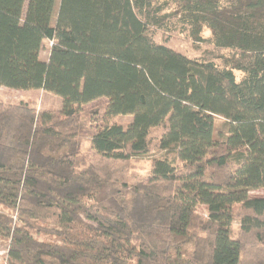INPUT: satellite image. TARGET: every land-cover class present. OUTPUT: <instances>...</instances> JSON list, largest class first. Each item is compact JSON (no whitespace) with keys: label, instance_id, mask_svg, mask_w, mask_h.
Masks as SVG:
<instances>
[{"label":"trees","instance_id":"trees-1","mask_svg":"<svg viewBox=\"0 0 264 264\" xmlns=\"http://www.w3.org/2000/svg\"><path fill=\"white\" fill-rule=\"evenodd\" d=\"M56 1L0 0V86L61 98H0L4 264H264V0Z\"/></svg>","mask_w":264,"mask_h":264},{"label":"rangeland","instance_id":"rangeland-1","mask_svg":"<svg viewBox=\"0 0 264 264\" xmlns=\"http://www.w3.org/2000/svg\"><path fill=\"white\" fill-rule=\"evenodd\" d=\"M57 8H58V0L56 1V4L54 6L53 12H52V17H51V23L53 24L55 21V17L57 14ZM203 35L206 37L209 35V31L207 29H204ZM43 46L40 51V59L45 60L47 59L48 56V49L50 46V42L48 40L43 41ZM171 46L185 52L189 56H200L203 51L208 49V45L206 43H203L199 45V47H196L195 44L188 39L187 37L180 35V34H173L171 36V40L169 41ZM0 98L5 99V100H19V99H27L35 103L36 107L40 110H58L61 106V98L51 92H47L42 89H28V90H17L13 88H8L4 86H0ZM105 100L104 99H98L90 104L85 105L84 111H89L91 108L100 105L103 103ZM131 116L126 115V116H118L117 120L121 122H128L131 121ZM222 119L220 117H216L214 121V130L215 134L218 132L220 129H222ZM92 126H83L81 127V133H82V151H84L86 145H87V136L92 131ZM161 154V151L154 150L151 151L150 153L144 155V156H139L136 158H132L129 161L128 164V170L131 173L134 174H145L151 164V160L153 157H157ZM250 194L252 196H259V197H264V188L258 189L251 191ZM198 213L205 215V209L204 206H200L197 209ZM236 224V223H235ZM5 251L0 249V264H4V256Z\"/></svg>","mask_w":264,"mask_h":264}]
</instances>
